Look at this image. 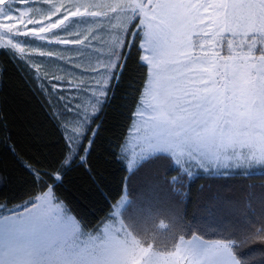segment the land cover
I'll return each mask as SVG.
<instances>
[{
  "label": "snow or ice",
  "instance_id": "obj_1",
  "mask_svg": "<svg viewBox=\"0 0 264 264\" xmlns=\"http://www.w3.org/2000/svg\"><path fill=\"white\" fill-rule=\"evenodd\" d=\"M82 4L87 27L75 41L60 43L79 48L53 50L46 37L32 45L35 55L24 46H0L44 101L60 142L47 163L22 160L0 110V145L30 181L23 199L0 196V264H249L253 250L243 249L264 243V226L251 238H232L231 221L257 204L264 214V185L259 192L247 183L217 185L202 209L213 218L209 224H187L183 205L186 186L197 178L264 169V0ZM71 12L65 8L50 21ZM101 32L111 37L106 55L89 51ZM65 53L87 57V64ZM57 63L66 76L49 71ZM6 70L0 64V85ZM101 74L107 79L98 86ZM117 99L124 100L123 123L110 146L126 169L123 189L107 215L89 226L62 189L75 169L95 179L92 154ZM5 183L0 175V192ZM158 231L170 239L158 244ZM209 233L216 238L205 239Z\"/></svg>",
  "mask_w": 264,
  "mask_h": 264
},
{
  "label": "trees",
  "instance_id": "obj_2",
  "mask_svg": "<svg viewBox=\"0 0 264 264\" xmlns=\"http://www.w3.org/2000/svg\"><path fill=\"white\" fill-rule=\"evenodd\" d=\"M7 49V48H6ZM12 53H9L11 55ZM0 64H6L7 70L0 85V110L7 115L12 127L13 138L16 141L21 159L49 162L55 157L60 148L58 134L48 115V108L44 101L33 90L22 72H18L9 60L8 54L0 51ZM119 93L118 96H122ZM123 99L114 101L113 107L105 117V127L97 141L96 151L92 154V165L95 179L81 169L71 171L67 178L62 194L89 226H95L107 215L112 202L119 197L123 189L125 167L114 158L110 145L114 144L123 123ZM249 176H206L197 178L186 186L187 198L184 201L185 222L194 221L201 224L212 223L213 218L202 211L212 195L217 191V185L228 184L238 186L242 183L256 186L259 192L264 185V169L249 171ZM0 175L7 183L3 186L0 196L17 202L25 198L30 191L28 173L21 163L0 145ZM175 173L169 175V179ZM204 186V191H201ZM225 194H230L226 192ZM12 206V205H10ZM199 206V207H198ZM233 237L244 233L246 237H253L264 226V214L259 204L255 209L243 216L232 219ZM205 239H215L209 233ZM170 239L167 231H158L156 242L162 244ZM253 250L249 264H259L264 260V243L259 240L249 243L244 252Z\"/></svg>",
  "mask_w": 264,
  "mask_h": 264
},
{
  "label": "rangeland",
  "instance_id": "obj_3",
  "mask_svg": "<svg viewBox=\"0 0 264 264\" xmlns=\"http://www.w3.org/2000/svg\"><path fill=\"white\" fill-rule=\"evenodd\" d=\"M65 8L72 9V12L64 15L63 21L57 19L55 25H53L50 17L56 16ZM82 8V0H0V9L3 10V13L0 14V46L4 48L24 46L25 54L33 52L29 54L35 55L38 50L32 45L44 43L41 41V37H46L52 42L50 47L53 50L57 47L79 48L80 45H60V43L69 37L75 41L77 38L76 34L82 33L87 27V25L83 24V17L87 16L88 12L86 8L82 11ZM99 19H103V17ZM31 28H35L36 31H31ZM56 28H59V31H56ZM226 35L230 36V34ZM110 41L111 37L106 32H101L93 40V43L97 44V48H89V51L95 52L96 55H106L109 51L107 44ZM225 51H222L221 54L224 55ZM235 53L236 50H234ZM64 55L65 59H78L82 63L87 64V57H80L75 53H65ZM93 63H95V60H93ZM47 67L50 72H55L58 75H67L58 63L47 65ZM67 67L72 66L67 65ZM82 70L77 69V71ZM97 70L102 72V66H98ZM105 79H107L106 76L98 75L95 77L94 83L102 86L99 82Z\"/></svg>",
  "mask_w": 264,
  "mask_h": 264
}]
</instances>
